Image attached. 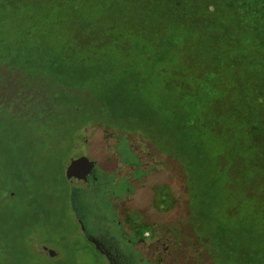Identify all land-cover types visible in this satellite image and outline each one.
<instances>
[{"label": "rangeland", "instance_id": "rangeland-1", "mask_svg": "<svg viewBox=\"0 0 264 264\" xmlns=\"http://www.w3.org/2000/svg\"><path fill=\"white\" fill-rule=\"evenodd\" d=\"M192 4L0 0V264H106L66 200L65 168L81 158L133 185L117 215L153 225L140 247L153 264L164 251L170 264H235L244 246L264 264V0ZM33 75L54 94L30 116L9 86ZM120 142L137 168L118 162Z\"/></svg>", "mask_w": 264, "mask_h": 264}, {"label": "flooded vegetation", "instance_id": "flooded-vegetation-1", "mask_svg": "<svg viewBox=\"0 0 264 264\" xmlns=\"http://www.w3.org/2000/svg\"><path fill=\"white\" fill-rule=\"evenodd\" d=\"M115 147L117 149L116 152L118 153L119 163L127 164L130 163L129 160L131 159L134 161L137 168V153L128 142L117 143ZM129 165L130 167L133 166L132 163ZM80 174L85 180L82 187L78 190L77 199H69V196L72 194L71 188H69L68 199L71 205L73 201L71 208L74 211L75 223L82 232V236L85 240L103 256L106 264H153L140 250V247L146 246L148 241L154 237L153 225L146 224L140 219L137 220L138 222L131 221L128 216L133 213L138 216L136 210L125 214L126 218L129 219L127 222L125 221L126 225L121 224L117 215V209L115 207L117 206V199L122 200L125 195L131 192L133 185L129 187L123 178L114 180L111 173H102V171L97 173L96 167L91 169V165L84 167ZM131 174L133 175L132 179L135 181L138 180L139 175H141L137 169L132 171ZM161 186L167 188L166 190L169 195L168 201L171 202L173 195L170 188L167 185ZM157 188L158 187L154 190V205L157 209L164 208L161 204L156 206ZM79 204L81 206H79ZM188 211L189 216L190 210ZM139 224L146 225L148 228L143 231H138ZM190 227L193 229L191 225ZM163 253L166 259L169 260L168 264H170V254L168 251H164ZM55 257L56 254L54 253L51 258ZM209 258L208 261L214 264L210 256Z\"/></svg>", "mask_w": 264, "mask_h": 264}, {"label": "trees", "instance_id": "trees-1", "mask_svg": "<svg viewBox=\"0 0 264 264\" xmlns=\"http://www.w3.org/2000/svg\"><path fill=\"white\" fill-rule=\"evenodd\" d=\"M194 4H198L199 0H192ZM208 5L214 6V10H218V6L216 3H206ZM206 6V5H205ZM39 77V76H38ZM34 75L33 76H28V78L31 80V82L27 83L26 85L22 86L21 84L18 85H12L9 86L11 87V90L9 93H15L17 96L15 98H9L10 101L17 102V104H14L17 106L18 110L26 111L27 114L30 116H35L38 115V112L40 111L41 107H48L49 102L46 99V95L51 96L53 95V80L52 79H47L44 77L39 78ZM211 81V80H210ZM213 82V80L211 81ZM13 86H16L15 88ZM0 89H4L5 91L7 90L6 87H1ZM0 100H8L7 97H4V94L2 91H0ZM53 97V96H51ZM1 102V101H0ZM64 107H61L63 109ZM76 107H65L63 109V112L66 111V113H69L70 116L76 115L75 113H78L76 110ZM67 182V181H66ZM6 195L9 198H13L15 194L13 192H7ZM68 199V193L66 195V200ZM193 227V226H192ZM32 234H30L28 237H31ZM27 237V238H28ZM239 253L237 254L238 256L235 257V264H263V263H257L256 261L249 257V251L248 247H238ZM242 253V254H241Z\"/></svg>", "mask_w": 264, "mask_h": 264}, {"label": "water", "instance_id": "water-1", "mask_svg": "<svg viewBox=\"0 0 264 264\" xmlns=\"http://www.w3.org/2000/svg\"><path fill=\"white\" fill-rule=\"evenodd\" d=\"M91 162V160L89 159H75V160H72L70 161L66 168H65V171H66V180H68L70 182V186H71V196H69V199L72 198V200H75L76 197H77V193H78V190H75L73 188V183L75 180H77L78 182H80L79 180H85L83 176H81L80 172L82 171V169L84 167H86L87 165H90L89 163ZM96 172L97 169H96ZM81 183V182H80ZM83 184V183H82ZM73 203V201H72ZM76 203V201H75ZM48 255L50 256H53L54 255V252L52 250H47L46 252Z\"/></svg>", "mask_w": 264, "mask_h": 264}]
</instances>
